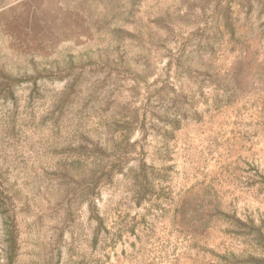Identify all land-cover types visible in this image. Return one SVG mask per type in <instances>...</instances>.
Returning a JSON list of instances; mask_svg holds the SVG:
<instances>
[{"label": "rangeland", "instance_id": "rangeland-1", "mask_svg": "<svg viewBox=\"0 0 264 264\" xmlns=\"http://www.w3.org/2000/svg\"><path fill=\"white\" fill-rule=\"evenodd\" d=\"M188 8L0 0V264L9 218L13 264L262 256L221 214L264 233V0L232 2L230 27L210 11L169 33L154 27L167 9ZM63 70L83 81L61 113L54 103L65 81L47 75ZM82 138L101 153L79 156ZM125 150L126 163L111 167ZM91 168L100 226L79 195V175Z\"/></svg>", "mask_w": 264, "mask_h": 264}, {"label": "trees", "instance_id": "trees-1", "mask_svg": "<svg viewBox=\"0 0 264 264\" xmlns=\"http://www.w3.org/2000/svg\"><path fill=\"white\" fill-rule=\"evenodd\" d=\"M132 3H134L136 0H131ZM140 0H137L139 2ZM188 3L190 5V8L185 9L184 13H181L182 10L176 11V13H171L170 9L166 10L165 15L158 16L153 20L154 27L159 31H164L169 33L173 31V27H176V25L182 23L184 21V18H188L192 15L197 14H206L207 11H210V16L215 20L218 21V17L223 19L225 21V25L227 27H230V5L235 0H183V2ZM203 3V4H202ZM179 10V8L177 9ZM174 17V19L172 18ZM182 21V22H179ZM184 24V23H182ZM119 32H122L121 30H118ZM129 36V34H124ZM68 63H70L69 66H72L71 62L69 61L71 57L69 56ZM72 75L69 70H63L61 74L53 75L49 74L47 75V78L54 81H65V87L63 89V92L60 94L59 100L55 101L54 106L56 112L64 113L67 109L71 108L72 105H74L75 97L79 94L80 86L82 84V75L77 74L78 77L74 78L73 80H69V77ZM79 83V86H76L75 84ZM1 92H6V89L1 90ZM87 146H91L93 149L88 150ZM97 148V145L88 143L85 138H82V140L79 143L78 147V153L79 156L82 153H88L90 155H94L96 152L101 153V151ZM91 151V152H90ZM129 151L125 150L124 152H120L116 157H114V160L111 161L110 164H112L111 167L115 168L117 167V164H123L126 163L127 155ZM88 154V155H89ZM110 167V168H111ZM98 170L95 168H91L89 171V174L83 173V175H79V195L85 196L83 197V200H81L82 203H87V208L89 209L91 217L98 223V225H101V219L96 214V206L93 203V201L89 198V195H93L95 189L98 188L100 184V175L97 172ZM81 197V198H82ZM2 205L5 206V201L1 202L0 200V207ZM223 215L224 219H226L228 222L234 225V227L239 231L240 235L250 238L252 242L257 246V248L261 251L262 256L257 257L253 255H249L243 258H236L235 256H232L230 259L228 258H222L223 261H226L227 264H264V233L262 230V226H257L254 221L252 220H246L241 221L235 217ZM4 233H5V253L7 256L8 264H13L16 258L17 249H18V240H17V229L15 221L10 219H5L4 221Z\"/></svg>", "mask_w": 264, "mask_h": 264}]
</instances>
